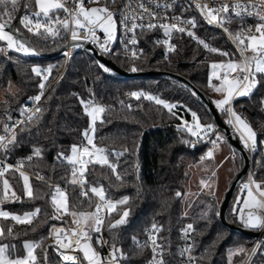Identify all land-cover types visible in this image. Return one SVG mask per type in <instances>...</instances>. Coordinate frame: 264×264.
I'll use <instances>...</instances> for the list:
<instances>
[{
    "label": "snow or ice",
    "instance_id": "6c2138e0",
    "mask_svg": "<svg viewBox=\"0 0 264 264\" xmlns=\"http://www.w3.org/2000/svg\"><path fill=\"white\" fill-rule=\"evenodd\" d=\"M68 3L73 4L71 9L67 7ZM175 3L176 0H135L133 4V0H124L114 9L113 5L117 4V0H25L23 8L26 11L18 19L21 27L33 36L46 40L49 37L61 38L62 32L70 33L71 41L89 40L105 55H120L113 51L112 45L117 41L118 32H122V51L124 59L133 62L130 67L132 72L140 70L135 61L146 56L144 49L139 47L138 30L141 33L162 32L163 38H158L153 43L165 47V60L177 51V45L172 43L174 35L192 38L209 53L226 58L210 62L208 87L221 97L213 103L239 134L244 148L256 151L258 144H264V140H258V132L236 111L234 101L241 97H251L258 86L264 85V0H219V3L213 5L190 0L187 6H182L180 14L175 13ZM193 6L199 13V18L207 25L221 29L235 45L236 52L213 47L196 34L199 19L184 15ZM20 10V0H0V42H3L0 55L9 60L12 59L8 56L9 52L23 56L39 54L26 39L18 38L17 34L21 33V29L14 27L13 21L17 19L16 14ZM61 12L64 13L63 16L60 15ZM248 19H253L255 23L248 24ZM233 23L237 24L235 30L231 28ZM81 31L85 33L83 37L80 35ZM98 33L103 34V39ZM67 55L65 52V56ZM99 67L105 73L111 72L106 65L100 64ZM31 72L40 78L39 93L28 97L32 107L20 105L19 118H13L9 108L5 107L0 116V264H41V260L43 264H51L48 248H52L59 257V264H124L129 256L120 244L119 230L129 222L133 211L132 198L127 195L119 199L111 198L104 185L90 181L89 175L99 166L110 170L116 180L123 183L124 178L118 172L119 159L129 152L133 155L137 153L127 146L123 151H118L97 142V124L109 123L104 114L113 109L110 105L99 103L92 89L86 88L89 93L87 97L79 93L72 95L77 97L83 113L89 118L88 126L81 132V143H73L69 149L60 148L56 152L55 164L49 166L51 172L55 174L57 165L66 170L60 176L63 184L54 182L40 168L48 149L41 142L42 130L39 127L47 111L40 102L49 86L53 68L33 66ZM13 87L9 81L6 92L16 97L19 89L13 92ZM128 95L163 106L173 117L181 120L177 125L178 131L195 138L194 141L183 139L181 142L189 146L200 142L210 143L212 148L201 160L214 159V150L223 137L216 133L212 123L202 122V117L196 111L144 90L131 91ZM120 103L123 105V101ZM260 103L264 105V97ZM4 104L8 105L7 99ZM127 107L130 109L131 105ZM177 108H184L186 113H190L191 122L173 111ZM23 144L30 147V153L17 159L14 164L9 163L12 153ZM135 170L136 179L139 180L138 163L135 164ZM215 175L216 172L213 171L212 176ZM33 180L46 185L48 191L35 187ZM200 184L202 188L209 189V195H214L208 180L202 178ZM69 189H79L75 199ZM183 195L180 191L175 193L177 198ZM25 199L45 200L52 211L49 214L36 206L30 211L17 214L4 208L6 204L23 203ZM213 207L209 205L208 211ZM233 213L245 228L264 229V179H259L257 173H249L246 182L242 184L240 194L234 202ZM215 214L220 215L218 211ZM42 215V223L58 221L61 226L51 224L47 235H41L38 239H25L18 245L16 241L21 233L15 230L16 226L28 225L35 232L34 221ZM65 217L69 219L66 220ZM201 219H209L207 211L202 213ZM105 230L110 234L109 239L104 238ZM164 231V225L153 221L143 230L145 240L141 241L135 235L131 237L132 244L140 254L145 249H150L151 258L147 260V264H176L177 257L180 258V264H201L215 246L214 241L204 250L205 255H195L197 242L194 234L198 230L193 223H188L180 229V240L184 243L177 245L173 251L171 229H168V237L161 235ZM23 235L28 233L24 232ZM49 239L53 243L46 245ZM105 247L108 248L107 255L100 251ZM258 249L259 245L252 249V255ZM245 252L243 247L230 249L228 264H233L234 255Z\"/></svg>",
    "mask_w": 264,
    "mask_h": 264
},
{
    "label": "trees",
    "instance_id": "16d2710c",
    "mask_svg": "<svg viewBox=\"0 0 264 264\" xmlns=\"http://www.w3.org/2000/svg\"><path fill=\"white\" fill-rule=\"evenodd\" d=\"M25 11L26 9L23 8L22 15ZM17 28H20L21 32L42 53L53 52L66 43L64 33H61V38L49 37L45 40L24 30L19 20ZM158 32H140L146 56L142 60L135 61L139 71H130L133 62L124 59L121 54L119 56L108 55V58L126 73L169 71L184 76L208 95L213 102L215 93L208 87L210 62L226 58L206 52L202 46L186 36L181 38L176 35L174 44L177 45V51L165 60L164 48L153 43L159 36ZM196 32L213 47L228 51L232 49L227 38L218 30L199 24ZM2 45L3 42H0V46ZM8 56L12 59L9 60L0 55V90L4 91L3 100L0 101V116L5 107L9 108L12 116H18L20 105H29L32 102L28 100V97L39 93L40 78L31 72L33 66L53 68L48 82L49 86L41 102L47 111L39 127L42 130L41 142L48 149L45 153V160L40 163V168L52 177L54 182L63 183L60 176L66 170L57 165L55 174L51 172L49 166L55 164L56 152L60 148L69 149L73 143H81V132L89 123V118L83 113L77 97L72 94L79 93L87 97L89 93L86 88H90L101 104L112 106L113 110L104 114L110 122L103 125L97 124V142L118 151H123V148L127 146L129 149H134L137 154L133 155L129 152L119 159L118 172L124 178L123 183L117 181L110 170L99 166L91 171L89 180L103 184L111 198L119 199L125 195L132 198L133 211L129 222L119 230L120 244L129 256L124 264H147V260L151 258L150 249H145L144 253L140 254L131 241L133 235L139 239L144 235L143 230L151 220L164 225L165 231L161 233L162 236L168 237V229H171L173 251L177 245H181L180 229L188 223H193L198 230L197 234H194L197 242L195 255H205L204 250L215 241L210 255H206L201 264H228L229 250L236 247H245L246 252L235 255L233 264H241L244 261L255 238L233 231L221 223L220 217L215 214L220 209L217 198L207 192L199 191V194L197 193L198 195L196 194L187 203L188 210L185 215L182 206L184 195L181 198L175 196L176 191L182 194L186 191V182L190 176L189 161H199V155L206 151L208 144L200 142L197 148L192 149L189 145L182 143L183 139L193 140L194 138L185 132L178 131L177 125L181 123V120L173 117L167 109L156 105L153 101L130 98L125 100V107L113 103L123 91L144 90L159 95L168 102L186 105L202 117V122L212 123L216 127L206 107L188 87L168 77L126 79L107 75L100 70L93 58L81 53L73 56L68 63L64 57L60 56L41 59L14 52L9 53ZM17 60L19 63H16ZM9 81L16 90L19 89L18 96L13 97L6 92ZM262 97H264V85L258 86L251 97H241L234 101L236 111L241 113L258 132V140H264V105L260 103ZM5 99L8 100V105L4 104ZM128 105H131L130 109ZM217 110L220 117L227 122L225 114ZM174 111L184 120L191 119L190 113H186L184 108H177ZM216 133L223 135L219 129ZM29 153L30 147L23 144L15 149L9 160L16 162L17 159ZM239 157L241 158L240 155ZM136 163L139 164V180L136 179ZM240 163H242L240 167H243L242 158ZM262 163H264V144H258L252 168L258 174L259 179H264ZM13 183L16 182L13 181ZM32 183L44 192L48 191L47 186L41 182L33 180ZM239 189L233 194L227 211L228 221L234 224H240L232 213L233 201L239 194ZM69 191L73 193L72 198L75 199L79 189H69ZM209 205L214 206L211 211H208ZM36 206L49 214L52 211L49 204L41 199L35 201L25 199L23 203L6 204L4 208L22 214ZM205 211L209 217L207 220L201 219ZM43 219L42 215L34 221L35 232H32L28 225H17L15 230L21 233V236L16 243L19 245L25 239H38L41 235H47L51 224L61 226L58 221L50 220L47 224L42 223ZM65 219L67 220V217ZM24 232L28 235H23ZM105 235L108 239L110 238L106 230ZM50 244H52L51 239L46 241V245ZM263 246L264 244L260 245L252 263L264 264ZM39 252L40 250L38 254ZM48 257L51 264H58L52 248H48ZM237 257L241 259L238 261ZM41 264H43L42 260ZM176 264H180L179 257L176 258Z\"/></svg>",
    "mask_w": 264,
    "mask_h": 264
},
{
    "label": "water",
    "instance_id": "95a60500",
    "mask_svg": "<svg viewBox=\"0 0 264 264\" xmlns=\"http://www.w3.org/2000/svg\"><path fill=\"white\" fill-rule=\"evenodd\" d=\"M23 3H24V0L21 1V10L17 14V19L14 20L13 22L14 27H17V22L19 20L18 18L19 16L22 15ZM17 35H18V38L26 39L32 45V47L35 48L37 52L39 53L38 55H30L31 57H36V58H41V59L54 58V57H59L69 47L70 48L86 47V49L91 52L92 57H94L101 64L108 66L113 73L120 76L121 78L135 79V78H142V77H168L178 82H181L186 87H188L193 93H195V96L203 103V105L206 107L209 114L212 116L216 128L219 129L223 133L228 143L241 156L243 160L242 170L232 180L220 204V209H219L220 221L223 225H225L229 229L236 231L238 233L247 235L255 239L261 237L262 232L260 231V229L258 230V229L245 228L241 223L234 224V223L229 222L227 219V211H228V208L231 202V198L233 194L236 192V190L240 188L242 181L248 176L252 168L251 156L248 153L247 149H245L242 146V144L239 142L236 134L234 133L230 125L220 117L215 104L212 102L209 96L206 95L202 90L197 88L189 79H187L184 76H181V75L169 72V71H148V72H138V73H126L120 70L110 59L105 58L102 55L98 54V52L94 48L85 44L83 41H76V42L72 41L70 44L65 43L64 45H62L60 48H58L57 50L53 52L42 53L33 45L31 40L25 34L21 32V33H18Z\"/></svg>",
    "mask_w": 264,
    "mask_h": 264
},
{
    "label": "built area",
    "instance_id": "2783aa9c",
    "mask_svg": "<svg viewBox=\"0 0 264 264\" xmlns=\"http://www.w3.org/2000/svg\"><path fill=\"white\" fill-rule=\"evenodd\" d=\"M123 2H124V0H117V4H116V5H113V8H114V9L118 8L119 5H120L121 3H123ZM197 2H200V3H208L209 5H213V4H215V3H219V0H197ZM189 3H190V0H176V3H175V5H174L175 13H176V14H180V13L182 12V10H183V9H182V6H187ZM133 4H135V0H133ZM67 7H69V8L71 9V8L73 7V4H72V3H68V4H67ZM60 15L63 16L64 13L61 12ZM169 15H171V13H169ZM184 15H185V16H188V17H190V16H196V17L199 19V24H200V25H204V26H206V27H208V28L218 30V31H220V32L222 33L221 29H219V28H217V27H215V26H209V25H207L202 19H200V18H199V13L195 10L194 6H193V7H189L188 11L185 12ZM247 23H248V24H254L255 21H254L253 19H248V20H247ZM231 28H232L233 30H235V29L237 28V24H236V23H233V24L231 25ZM158 31H159V30H158ZM195 31H196V29H195ZM155 32H156V31H155ZM62 33H63V32H62ZM158 33H159L158 38H163V36H162V32L159 31ZM84 34H85V33H84L83 31H81L80 35H81L82 37L84 36ZM196 34H197V32H196ZM222 34H223V33H222ZM64 35H65V37H66V43L70 44V43L72 42V41H71V35H70V33H64ZM98 35H100V36H101V39H103V34H102V33H98ZM223 35L227 38V36H226L225 34H223ZM137 36H138L139 41H140V43H139V47L142 48V49H144V52H145V46H144V44L142 43V41H141V39H140L141 33H140L139 30L137 31ZM175 36H176V35H174V37H173L172 43H174V38H175ZM185 36H186V35H185ZM186 37H188V36H186ZM158 38H157V39H158ZM188 38H190V37H188ZM190 39H192V38H190ZM122 40H123V34H122V32H118V34H117V41L112 45V48H113V51H114V52L120 53L121 55L124 56V53H123V51H122ZM192 40H193V39H192ZM227 40H228V42L230 43V45H231V47H232V49H231L229 52H236L235 45H234V44H233L228 38H227ZM80 41H83L85 44H87V45L91 46L92 48H94V49L98 52V54L102 55V56L105 57V58H108V55L103 54V53L100 51L99 47H97L96 44L91 43L89 40H83V39H81ZM193 41H194V40H193ZM161 47H163V46H161ZM163 48H164V50H165V47H163ZM202 48H203V47H202ZM204 50H205V49H204ZM205 51H206V50H205ZM65 52L68 53L67 56H65ZM206 52H208V51H206ZM9 53H12V52H9ZM9 53H8V54H9ZM79 53L84 54V55H86V56H88V57L93 58V59L97 62L98 66L101 64V63L98 62L94 57H92L91 52L88 51V50L86 49V47H76V48H70V47H69L66 51H64V52L60 55V57H64V58L66 59V63H68L69 60H70L73 56H75L76 54H79ZM237 55H238V53H237ZM164 58H165V55H164ZM108 59H109V58H108ZM99 68H100V67H99ZM100 70L103 72V70H102L101 68H100ZM103 73H104V74H107V75H113V76H115V77H119V78H121L120 76L116 75V74L113 73L112 71H111L110 73H105V72H103ZM135 91H136V90H135ZM130 92H131V90L123 91L122 94H121L120 96H118L117 99L114 100L113 103H116V104H118L119 106L125 107V106H126L125 100L130 99V98H133V97H131V96L128 95V93H130ZM95 99H96L99 103H101V102L99 101V99H98L96 96H95ZM42 100H43V98H42ZM42 100H41V102H42ZM121 101H123V105L120 103ZM41 102H40V103H41ZM28 106H29V107H32V103H30ZM110 106H111V105H110ZM13 118H19V115H18V116L15 115V116H13ZM230 127L232 128V130H233L234 133L236 134V136H237L239 142H240V143L242 144V146H243V143H242V141H241L240 138H239V134L235 131V129H234L231 125H230ZM215 130H217L216 127H215ZM194 140H195V139H193V141H194ZM204 143L208 144V147H207V149H206L205 152H203L201 155H199V157H198L199 160H201V157H204V156L206 155L207 151H208L209 149L212 148V145H211L210 143H207V142H204ZM198 144H199V143H195L194 146H190V147H191L192 149H195V148H197ZM243 147H244V146H243ZM247 151H248V153H249L250 156H251V159H252V166H253V158H254V155H255V153H256L257 150L254 151V152L249 151V150H247ZM8 162H9V163H13V164L15 163V162H11L10 160H9ZM252 172H253V170H252V168H251V170H250L249 173H252ZM248 175H249V174H248ZM247 178H248V176L242 181V184H243L244 182H246ZM61 184H63V183H61ZM242 184H241V186H242ZM113 199H114V198H113ZM153 221H156V220H151L150 223L148 224V226H150V224H151ZM156 222H157V221H156ZM148 226H147V227H148ZM260 231L262 232L261 237L255 239V241H254V243L252 244V246L250 247V249H249V251H248V253H247V255H246L244 261H243L241 264H253V263H252V260H253L254 255H252V249L257 248V245H259V247H260V245L264 244V229H260ZM103 235H104V238H105V239H108V238L106 237V235H105V231H104ZM180 235H181V233H180ZM145 239H146L145 235H143V236L140 238L141 241H143V240H145ZM180 241H181V245H182V244L184 243V241H182V240H180ZM100 251L102 252L103 255H107L108 248L105 247V248H103V249H100ZM256 252H257V251H256ZM194 254H195V253H194ZM255 254H256V253H255Z\"/></svg>",
    "mask_w": 264,
    "mask_h": 264
},
{
    "label": "rangeland",
    "instance_id": "374dc122",
    "mask_svg": "<svg viewBox=\"0 0 264 264\" xmlns=\"http://www.w3.org/2000/svg\"><path fill=\"white\" fill-rule=\"evenodd\" d=\"M14 53H16V52H14ZM16 54H19V53H16ZM218 61H221V60H218ZM213 82L218 83L217 81H213ZM15 90L16 89L13 87L12 91L14 92ZM3 93H4V91L0 90V101L3 100ZM216 94H218V93H216ZM216 99L217 98L214 95V100H216ZM186 120L191 122V119H186ZM220 135L223 137L222 141H220V144H224L223 146L225 149L222 150L217 155H215L214 159H212L213 161L210 162L209 161L210 159H205L202 162H199L196 160L195 161H192V160L189 161L190 176L186 182V191H185L184 196L182 198V206H183V213L184 214L188 210L187 203L189 201H191V199H193V197H195V195L199 191H203V192H207V193L209 192V189L202 188V186L200 184V180L202 178L205 180H208V182L212 185L211 191L214 193L213 196L215 198H217V202L220 205L233 179L230 181V183L228 182L225 185V187H223V189H220V180L219 179L223 178V176H225V174H227L229 166H235L236 160L238 161L237 165H239L238 169H237L238 173H239L240 169H242V167H240L242 165V163H240L241 158L239 157L237 152H234L233 148L227 143V140L225 139V137L222 134H220ZM192 138H194V137H192ZM237 156L239 157V159ZM252 170H253V168H252ZM213 171L216 172V175L214 177L212 176ZM209 178H211V179H209ZM240 191H241V186H240V189L238 191L239 194H240ZM239 194L236 195L233 203L235 202V200ZM233 207H234V204H233ZM233 207H232V213H233ZM52 243H53V241H52ZM236 248H239V247H236ZM243 248H245V247H243ZM233 249H235V248H233ZM55 255H56V253H55ZM234 256L232 257V260H233ZM56 257H57V263L59 264V257L57 255H56ZM238 259L240 260L241 257H237V260Z\"/></svg>",
    "mask_w": 264,
    "mask_h": 264
},
{
    "label": "crops",
    "instance_id": "0c3cea01",
    "mask_svg": "<svg viewBox=\"0 0 264 264\" xmlns=\"http://www.w3.org/2000/svg\"><path fill=\"white\" fill-rule=\"evenodd\" d=\"M215 96H216V98L217 99H219V98H221L218 94H216L215 93ZM217 134H219V133H217ZM220 135V134H219ZM224 136V135H223ZM225 137V136H224ZM214 138V137H213ZM226 139V138H225ZM228 143V142H227ZM229 144V143H228ZM224 144H220V142H218V147L214 150V156L215 155H217L218 153H220L222 150H224L225 148H224V146H223ZM230 145V144H229ZM231 146V145H230ZM232 147V146H231ZM233 148V147H232ZM234 150V149H233ZM234 152H236L235 150H234ZM238 157V156H237ZM238 159H239V157H238ZM205 160V159H204ZM203 160V161H204ZM210 162L211 161H213L212 159H210L209 160ZM199 162H202V160H199ZM198 162V163H199ZM209 163V162H208ZM213 163V162H212ZM238 164V161L236 160V164H235V166H229V168H228V171H227V174H225V176H223V178H221V179H219L220 180V189H223V187H225V185L229 182L230 183V181L232 180V179H234L236 176H237V174H238V171H237V169H238V166L239 165H237Z\"/></svg>",
    "mask_w": 264,
    "mask_h": 264
}]
</instances>
